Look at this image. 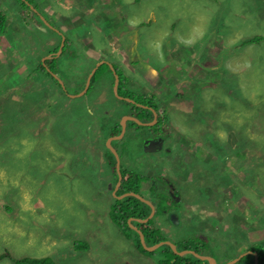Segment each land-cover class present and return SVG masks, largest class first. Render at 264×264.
<instances>
[{
  "label": "rangeland",
  "instance_id": "obj_1",
  "mask_svg": "<svg viewBox=\"0 0 264 264\" xmlns=\"http://www.w3.org/2000/svg\"><path fill=\"white\" fill-rule=\"evenodd\" d=\"M15 4L0 0L11 22L18 19ZM32 4L35 15L69 34L73 55L57 60L65 93L41 67L42 59L59 46L58 35L44 22L45 27L32 17L34 28L31 23L11 27L0 38V99L17 101H5L10 116L0 114V165L7 163L0 166V256L49 257L53 264L163 260L160 252L137 251L109 217L115 199L109 186L116 182L109 129L130 107L113 97L112 73L103 67L91 91L66 96L82 92L100 60L109 61L128 80L126 89L136 96L129 100L153 98L166 121L170 153L164 155L158 143L162 156L155 168L147 166L149 156L129 129L116 153L122 169L143 175L160 169L183 195L168 213L155 212L153 228L179 249L185 240L208 235L209 255L217 264L250 254L245 251L253 243L264 246V0ZM255 36L262 41L246 43ZM27 92H34L27 99L32 104L24 105ZM206 140L213 141L205 145ZM116 144L110 143L114 150ZM246 162L252 170H243ZM221 163L231 169L232 184ZM213 194L219 206L210 204ZM213 217L218 223L209 219ZM0 264L15 263L2 259Z\"/></svg>",
  "mask_w": 264,
  "mask_h": 264
},
{
  "label": "trees",
  "instance_id": "obj_2",
  "mask_svg": "<svg viewBox=\"0 0 264 264\" xmlns=\"http://www.w3.org/2000/svg\"><path fill=\"white\" fill-rule=\"evenodd\" d=\"M32 1L33 0H16L15 6L17 7V5H18V11H17L18 19L14 18L13 22H11V20H10V15H9V12L7 11V9L5 8V5H4V7L0 8V38L3 37L4 35H6L7 33L9 34L11 27L20 26L21 28H25V27L27 28L29 26V24L32 23L31 17H35V18L38 17L37 15L33 14L34 12L31 9V5H33ZM3 3H4V1L1 2V4H3ZM20 8H21V10H20ZM29 14L31 15V17ZM38 19L41 20L40 18H38ZM38 19H37L38 23L40 24L42 22V25L45 26L43 21L41 20V22H40ZM20 20H23V21H20ZM65 38H66L65 46H64V49H63V52H62L60 58L63 56H67V55H73L72 43L70 41V38L67 36H65ZM260 41H262V37L255 36L251 41L250 40L246 41V43H249V42L250 43H260ZM60 42H61V36H59V46H60ZM59 46L52 49L51 52L49 51L47 55L52 54V53L55 54L58 51ZM38 57H40V59H41V53L38 55ZM56 63H57V61L47 60L45 65H46V67L53 68V65L55 66ZM41 67L44 71H46L45 74L50 76L55 81V79L51 76V74L49 72H47V70L45 69V66L41 65ZM103 67L108 68L110 70V68L108 67L107 64L102 66L99 69V71H97V73L95 75H93V77L91 78L90 85H89V91H91L93 89L94 84L98 78L99 72L101 71V69L103 70ZM113 67H114V70H116L117 75L119 76V85H118V89H117L118 95L123 96L125 98H132L131 96H134L133 99L136 101V99H135L136 96L132 93H128L130 91L126 89L125 85H126V82L128 80L121 73V71L118 70V68L116 66L113 65ZM110 72H112V70H110ZM84 84H85V82H84ZM58 86H59V89L62 90V88L59 84H58ZM33 95H34V92H27L26 94L23 95V99H22L21 103H23L24 105L30 104L31 101L28 102L27 99L31 98V100H32ZM7 99L14 105L16 100H12L10 97H6L5 98L6 102H7ZM5 101L3 102V100L0 99V114L10 116L11 114L6 109L7 104L5 103ZM137 102L139 104H142V105H146V106H150V107H156L153 103V98H151V97L148 98L146 96H141V100L137 101ZM124 104L129 105V106L134 105L133 103L126 102V101H124ZM149 119H152V118L150 117ZM162 121H163L162 119H159L158 123L154 126L153 129L156 132L161 130L162 124H163ZM133 125H135V124H133ZM136 127L139 128V126H136ZM1 130H2V126H0V132H1ZM117 134L118 133L115 132L113 135H117ZM126 141H127L126 138L122 140V142H121L122 147ZM212 141L213 140H206V141H204V143H205V145H208V143H211ZM110 154H111V152H110ZM111 157L113 158L112 155H111ZM243 158H246V156H244ZM252 159H254V158H252ZM256 160L259 161V163L257 164V169L259 170L261 168L260 159L258 158ZM9 163L12 164L11 162H9ZM6 164L7 163L0 165L1 168L2 169L6 168ZM113 164H114V159H113ZM221 168L223 169L224 174H228L229 183L232 184L233 181L230 180V176H229V174H231V169H229L226 165H222V163H221ZM252 169L253 168H251L249 166V163H247V162L244 163L243 170L249 171ZM253 171H256V170H253ZM121 172H122L121 173V175H122V186H121V191L118 194L127 193L129 190L136 192V193H139L140 192V186H141V179L138 178L139 180L133 185V182L136 179L135 173L130 172V171H126V170L121 171ZM114 174H115V176H116L115 178L117 180L118 175H117L116 171H114ZM263 184H264V178H263ZM262 196H264V193L262 194ZM160 200L161 201H160L159 205L155 208L156 213H167L168 211H170L169 208L163 207L164 204L167 203L166 200H168V199L165 196H160ZM110 210L111 211L109 213V217L111 218L113 224L121 231V233L124 234L125 237H128L129 239L133 240V242H135V245L138 246L143 251L144 254H148V252L144 248H142L139 236H137L135 231L130 228V226L128 224V220L130 218H139L141 220H145L146 218H148V216L151 213L150 207H148L144 203L140 202L138 199H136L132 196H129L123 200H119V199L117 200L116 198L113 199V204L111 205ZM212 220H214L216 223H218L217 220H215V219H212ZM206 221H208V220H206ZM135 224H138V223H135ZM138 225L141 228V232L145 238V242H146L145 244L148 247H151L155 244H158L160 242L165 241V239L162 238V235L160 234L159 230L153 228L152 220H149L145 224H138ZM81 248H85V246H81ZM177 250L178 251L192 250V251H195L196 253H198L202 256H210L209 254L212 252L211 239L208 235H207V237H206V235H203V234L196 235L192 239L185 240L182 243V247L180 249L177 248ZM248 251H251V252H254L255 254H257L258 263L264 264V246L262 244H259L258 242L253 243L248 247L247 252ZM157 252H160L164 256L163 260L161 262H159V264H209L207 261L199 260L191 254H187V255L182 256V257L178 256L167 245H163V247L157 249V251L155 250L152 255L156 254ZM211 257H213V256H211ZM2 259H9V260L13 261L15 264H53V260L50 259L49 257L39 258V259L23 258L20 260H14L8 253H5L3 256H0V260H2ZM253 260H254L253 255L247 254L245 257H243L236 264H253Z\"/></svg>",
  "mask_w": 264,
  "mask_h": 264
},
{
  "label": "flooded vegetation",
  "instance_id": "obj_3",
  "mask_svg": "<svg viewBox=\"0 0 264 264\" xmlns=\"http://www.w3.org/2000/svg\"><path fill=\"white\" fill-rule=\"evenodd\" d=\"M40 19H43L42 17H40ZM45 20H43L44 22ZM45 23V22H44ZM50 29L51 31H53L55 34H58V36H61V42H60V48H61V45H62V39L63 37H65L64 35H62L61 33L59 34V31L58 29H55L53 26L49 25L48 23H45ZM54 28V29H53ZM25 37V36H23ZM66 39V38H65ZM64 46H65V42H64ZM64 46L63 48H61V53L60 51L58 50L57 53H52V54H49L47 56H45L43 59H42V64L45 66V69L47 70V72H49L51 74V76L55 79V81L61 86L62 88V92H65L67 91L66 89V86L63 82V80L58 76V70H59V64L56 63V66L53 65V68H49V67H46V61L47 60H51V61H57L58 59H60V56L63 52V49H64ZM59 48V49H60ZM59 54V55H58ZM59 56V57H58ZM100 62H103L99 67L98 69L96 70V72L94 73V75L97 73V71H99V69L104 66V65H108V67L110 68L109 64L110 63L109 61L107 60H100L99 62H97L95 64V66L92 68V70L94 68H96L97 64L100 63ZM108 62V63H107ZM92 70L89 72L88 76L90 75V73L92 72ZM111 70V68H110ZM115 71V72H114ZM112 70V95L113 97L117 100V101H120L124 103V101H126V99L128 98H125L123 96H119V97H116L114 95V84H115V75L117 74L116 73V70ZM55 73V74H54ZM87 76V78H88ZM93 77V76H92ZM87 80V79H86ZM62 81V82H61ZM86 84V83H85ZM119 85V83H118ZM85 87V86H84ZM118 89V88H117ZM84 90V88H83ZM82 90V91H83ZM130 91V90H129ZM87 92H89V88L87 90ZM131 92V91H130ZM81 93V92H79ZM79 93H76V94H66L67 97H72V98H76L75 96L79 95ZM83 96V95H82ZM132 101V100H131ZM127 102V101H126ZM134 105H131L130 107H128L129 109H127V114L126 115H123V116H120L119 117V120L117 122H114L112 123V126L110 127L109 129V136H108V139L109 138H115V137H119L121 136L122 134V130H123V127H122V123H120V120L121 118L123 117H128L130 119L126 120L125 123H124V128H125V132L124 134L122 135V137L118 138V139H115V140H112V141H117V144H116V147H115V151L116 153L118 154V151L117 149L122 147L121 145V142L123 139L126 138V134H127V130L129 129V134H132V137H134L136 139V142H138L139 144L142 145V149L141 151L145 154H147L149 156V158L145 161L148 163L147 166L149 167H156L159 159L161 158L162 156V152L160 153V150H158V147H157V144L158 143H161L162 144V150L164 155H167L168 153H170V150L168 148H165V141H166V133L165 131L163 130V125H165L164 123L166 122L164 120V118L160 115L159 111L157 112V107H150V106H146V105H140L138 103H133ZM124 106H127L126 104H123ZM105 113H107V111H105ZM157 113V117L156 119L154 115H156ZM159 113V115H158ZM152 118V119H149V118ZM133 119V120H132ZM159 119H162V128L160 131H155L153 128L154 126L158 123ZM136 120V121H134ZM156 120V121H154ZM135 124V125H133ZM151 124V125H149ZM136 126H139V128H137ZM122 128V129H121ZM142 128H147V129H152V132L149 133V134H146V133H143L141 132V129ZM115 132H117L118 134L117 135H113ZM157 147V148H156ZM198 152H194V154H196ZM134 155L135 153L131 152V155ZM130 155V156H131ZM197 158L198 160L200 161V158H199V155H197ZM113 159H114V166H113V170L116 171V159L114 158L113 156ZM138 159V157H137ZM137 160H135L136 162ZM201 162V161H200ZM109 166H111V164H109ZM126 169H122L121 165H120V172L121 171H124ZM147 173L145 175L143 174H140V173H135L133 171V173H135L136 175V179L134 180L133 182V185L139 180L138 178L141 179V186H140V192L139 193H136V192H133V191H128L127 193H134L136 195H139L141 196L146 202H148L149 204L153 205L154 208H156L159 203H160V196H165L168 200H166L167 203L164 204L163 207H167L169 208L170 210L174 207V206H178V204H181L182 203V194H181V191L179 190V187L176 183L177 186H175L174 184H171L169 185V182L167 181L166 178H164L166 176V174H160V169H150V170H146ZM149 172H155L154 174L152 173H149ZM117 173V172H116ZM122 173V172H121ZM115 175V174H114ZM122 176V175H121ZM143 177V178H142ZM162 177L163 180L161 183H159V178ZM158 181V182H157ZM117 182H118V179L116 180L115 184L110 187L109 191H110V194L111 195H114V191L117 187ZM121 186H122V180H121V184H120V187L118 188V190L115 192V198L117 199L118 197H121L122 195L124 194H127V193H124V194H118L120 193L121 191ZM144 186H146L144 188ZM144 190L146 191L147 195H143V192ZM118 194V195H117ZM214 195V194H213ZM136 199H138L137 197L135 196H132ZM126 197L122 198V199H119V200H123L125 199ZM214 198H215V195L214 197H212V199L210 200V204L211 205H215V206H219L217 203V201H214ZM118 200V199H117ZM140 202L144 203L145 205H147L148 207L149 204H147L146 202H143L141 201L140 199H138ZM212 202V203H211ZM156 212V211H155ZM169 212V211H168ZM167 212V213H168ZM210 213H213L214 215L218 214V213H221L217 210H210L209 211ZM149 217V216H148ZM132 219L133 221H131V223H129V220ZM128 220V224L130 226V228H132V230L135 231L136 235L139 236L138 234V231H141V228L138 224H144V223H138V221H140L141 219L139 218H130ZM147 219V218H146ZM210 220L212 219H215L214 217L213 218H209ZM152 220V219H150ZM135 223H138V224H135ZM135 226V227H134ZM138 229H137V228ZM135 236V235H134ZM139 239H140V236H139ZM145 240V238H144ZM133 241V240H132ZM141 243V242H140ZM146 243V242H145ZM134 245H135V242H134ZM146 245V244H145ZM141 246L142 248L145 249L144 245L141 243ZM147 246V245H146ZM148 247V246H147ZM135 248L137 249V251L143 253V251L135 245ZM146 250V249H145ZM147 251V250H146ZM148 254H145V255H152L154 253V251L150 252V251H147ZM247 253V251H245ZM251 255H253L254 257V252H250ZM248 254V255H250ZM241 255V254H240ZM239 255V256H240ZM253 264H255V257H254V260H253ZM257 264L258 261H257Z\"/></svg>",
  "mask_w": 264,
  "mask_h": 264
},
{
  "label": "water",
  "instance_id": "obj_4",
  "mask_svg": "<svg viewBox=\"0 0 264 264\" xmlns=\"http://www.w3.org/2000/svg\"><path fill=\"white\" fill-rule=\"evenodd\" d=\"M42 20H44V19H42ZM44 22H45V21H44ZM45 23H47V22H45ZM64 42H65V37H63V39H62V45H61V48L64 46ZM61 48L59 49L60 53H61ZM58 55H59V54H58ZM102 63H103V62L98 63L97 66H96V68H94V69L92 70V72L90 73V75L88 76V78H87V80H86V84H85L84 90H83L79 95H77V96H75V97L82 96V95H84V94L87 92V90H88V88H89V85H90V81H91L92 76L94 75V73L96 72V70L98 69V67H99ZM109 66H110L111 70L114 71V67H113V65H110V64H109ZM114 72H115V71H114ZM118 83H119V76L116 74V75H115V84H114V89H113V91H114V95H115L116 97H119V96H118V93H117ZM126 101H127V102H130V103H133V101H131V100H129V99H126ZM154 116H155L154 119H156V115H154ZM128 119H130V118H128V117H123V121H122V127H123V130H122V134H121V136H119V137H115V138H109L108 141H107V145H108V147L111 149V151L114 153V156H115V159H116V166H115V167H116V172H117V175H118V182H117V187H116V189H115V191H114V195H115V192H116V191L118 190V188L120 187L121 180H122V176H121V172H120V162H119V158L117 157L116 152H115V150L111 147L110 143H111L112 140H115V139H118V138L122 137V135H123V133H124V131H125L124 123H125V121L128 120ZM132 120H133V119H132ZM134 121H136V120H134ZM154 121H156V120H154ZM149 125H151V124H149ZM129 196H135V197H137L138 199H140L141 201L146 202L141 196L136 195V194H134V193H127V194H124V195H122L121 197H118V199H122V198H124V197H129ZM146 203L149 204L148 202H146ZM149 206H150V209H151V213H150L149 217H148L147 219H145V220H140V221H138V223H144V224H145V223H147L150 219H152V218L154 217V215H155V208H154V206L151 205V204H149ZM131 221H133V220L130 219V220H129V223H131ZM138 234H139V236H140V242L144 245V247H145V249H146L147 251L152 252V251H155V250H157L158 248L162 247L163 245H167V246H169L170 249H171L175 254H177L178 256H181V257H182V256H185V255H187V254H191V255H193L194 257H196V258L199 259V260L207 261L209 264H217V263L215 262V259H213V258L210 257V256H202V255H200V254H198V253H196L195 251H192V250H182V251H178V250H177V247H176L173 243H171V242H169V241L160 242V243L155 244V245H153V246H151V247H147V246L145 245V240H144V236H143L142 232H141V231H138ZM251 253H252V252H251ZM245 256H246V255H245V253H244V254L238 256L237 258H235V259H233V260L227 262L226 264H236L237 262H239V261H240L243 257H245ZM254 257H255V264H257V261H258V256H257V254H254Z\"/></svg>",
  "mask_w": 264,
  "mask_h": 264
},
{
  "label": "bare ground",
  "instance_id": "obj_5",
  "mask_svg": "<svg viewBox=\"0 0 264 264\" xmlns=\"http://www.w3.org/2000/svg\"><path fill=\"white\" fill-rule=\"evenodd\" d=\"M51 8H52V7H51ZM20 10H21V8H20ZM20 13H21V12H20ZM33 14H34V13H33ZM29 15H30V14H29ZM32 16H33V15H32ZM7 17H8V16H7ZM30 17H31V15H30ZM31 18H32V17H31ZM38 18H39V17H37L36 20H37ZM32 19H33V18H32ZM38 20H39V19H38ZM20 21H23V20H20ZM34 21H35V20H34ZM39 21L41 22V20H39ZM37 22H38V21H37ZM46 22H48V21H46ZM35 24L37 25L38 23H36V21H35ZM40 24L42 25V22H41ZM38 25H39V24H38ZM31 26L34 28V26L32 25V23H31ZM24 27H25V26H24ZM44 27H45V26H44ZM44 27H43V28H44ZM25 28H26V27H25ZM27 28H28V27H27ZM35 28H37V27H35ZM46 29H48V28H46ZM53 29H54V28H53ZM45 32H46V31H44V33H45ZM61 32H62V31H61ZM59 34H60V32H59ZM57 35H58V34H57ZM68 35H69V34H68ZM68 35H67V36H68ZM70 36H71V34H70ZM58 37H59V36H58ZM67 40H68V39H67ZM65 41H66V39H65ZM72 41H73V39H72ZM71 43H72V42H71ZM62 48H63V47H62ZM58 57H59V56H58ZM55 66H56V65H55ZM56 67H57V66H56ZM0 137H1V136H0ZM22 140L24 141V139H22ZM7 141H8V140H7ZM8 143H9V142H8ZM23 143H24V142H23ZM9 145H10V144H9ZM20 145H21V142H20ZM23 146H24V145H23ZM23 146H22V147H23ZM10 148H11V146H10ZM10 148H9V149H10ZM19 151H20V150H19ZM19 153H20V152H19ZM13 155H15V154H13ZM17 155H18V154L16 153V156H17ZM19 155H20V154H19ZM19 155H18V156H19ZM13 157H15V156H13ZM16 158H17V157H16ZM56 162H58V161H56ZM117 199H118V198H117ZM110 211H111V210H110ZM134 227H135V226H134ZM136 228H137V227H136ZM131 229H132V228H131ZM137 229H138V228H137Z\"/></svg>",
  "mask_w": 264,
  "mask_h": 264
}]
</instances>
